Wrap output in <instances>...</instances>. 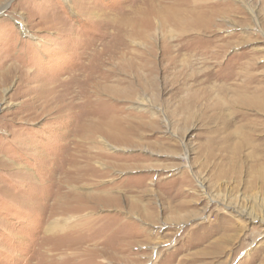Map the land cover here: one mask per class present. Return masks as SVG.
Returning a JSON list of instances; mask_svg holds the SVG:
<instances>
[{
  "label": "rangeland",
  "instance_id": "374dc122",
  "mask_svg": "<svg viewBox=\"0 0 264 264\" xmlns=\"http://www.w3.org/2000/svg\"><path fill=\"white\" fill-rule=\"evenodd\" d=\"M0 264H264V0H0Z\"/></svg>",
  "mask_w": 264,
  "mask_h": 264
},
{
  "label": "bare ground",
  "instance_id": "6f19581e",
  "mask_svg": "<svg viewBox=\"0 0 264 264\" xmlns=\"http://www.w3.org/2000/svg\"><path fill=\"white\" fill-rule=\"evenodd\" d=\"M15 103H13V105H14ZM251 216V215H250Z\"/></svg>",
  "mask_w": 264,
  "mask_h": 264
}]
</instances>
